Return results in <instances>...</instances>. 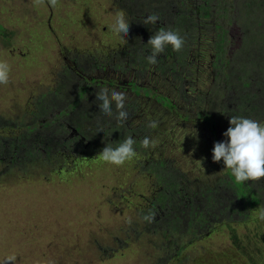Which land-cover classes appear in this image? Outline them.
<instances>
[{"label": "rangeland", "instance_id": "rangeland-1", "mask_svg": "<svg viewBox=\"0 0 264 264\" xmlns=\"http://www.w3.org/2000/svg\"><path fill=\"white\" fill-rule=\"evenodd\" d=\"M108 1L59 0L57 7L52 8L47 3L33 6L32 0H0V25L6 30V37L0 35V59H6L11 65L9 83L0 85L1 136L8 133L5 127L20 123L24 112H32L35 101L42 93H52L54 97V89L62 80L61 70L65 68L73 73L64 66L65 63L72 64L70 58L77 55L86 57L95 51L101 54L105 44H108L101 57L111 55V63L116 61L115 50L126 47L129 35L123 37L111 30L117 11L114 4H108ZM102 26L107 28L103 30ZM3 41H7V45H3ZM110 45L113 48L116 46L113 51L108 49ZM213 45L209 37L200 40L201 63L210 69ZM64 56L68 59H64ZM152 80L158 90H168L172 85L159 77ZM205 88L206 84L200 78L196 79L191 91L200 92ZM138 90L150 97L147 90ZM162 98L160 94L153 96L158 102ZM66 99H69V94ZM54 103L58 105L56 101ZM196 104L192 100L186 102L188 109H194ZM168 105L167 100L164 106ZM146 107L148 112L157 110L151 113L152 118L161 108L152 100ZM173 113L160 119L162 132L154 137L157 141L155 149L169 152L172 159L179 161L190 172L188 176L191 180H195V175L199 174V179L206 178L202 181L207 186H214L210 179L226 188L240 185L235 179L227 178L222 160L213 162V147L208 149L206 145L209 130L196 127L194 122L182 123L183 120ZM184 129L188 139H183ZM167 131L170 134L163 133ZM180 144L185 148L179 151L177 146ZM10 157L8 153L0 157V259L16 253V264H34L41 260L34 253L41 252L38 255H42V260L49 258L55 264H264V233H261L264 221L257 218L254 209H250L251 216L246 217L245 225L240 226L241 221L236 220L244 217L239 211L232 220L218 227L221 232L210 231L205 236L200 226L187 225L191 239L187 241L186 249H182V256L175 255L169 263L173 255L167 258L155 251L163 250L160 247L163 245L162 221L155 225L157 235L151 232L147 233V237L143 236L145 241H149L147 247L133 243L138 238L133 228L140 229L141 219L132 218L131 224L126 222L128 217H132L126 200L130 199L128 203L136 205L139 202L133 197L139 194L148 196L149 191L145 188V177H140L129 161L123 166L114 167L108 163H90V166L83 165L86 167L81 173L75 169L72 159L69 161L71 167L67 166L66 170L51 169L50 172H43L40 167L31 169L27 163L20 166L22 175H17L11 171L12 166L7 161ZM207 172L209 174L205 177ZM26 177L30 182L26 181ZM260 182L264 186V179ZM198 183L202 184L200 181ZM114 187L130 196L115 197L118 194H112ZM239 191L244 192L240 188ZM227 193L231 194L229 201L233 204L237 200L235 194L231 190H227ZM216 198L217 192L214 201ZM108 200L111 202L108 203ZM260 210H264V198ZM120 223L122 229L117 234ZM94 232L99 236L105 235L106 240L97 242L92 235ZM125 240L128 241L126 248ZM100 245L105 246V253L99 250ZM199 250H204V253H199V257L197 254L198 258L194 257ZM244 252H247L249 263L244 260ZM184 255L189 256L183 258Z\"/></svg>", "mask_w": 264, "mask_h": 264}, {"label": "flooded vegetation", "instance_id": "flooded-vegetation-1", "mask_svg": "<svg viewBox=\"0 0 264 264\" xmlns=\"http://www.w3.org/2000/svg\"><path fill=\"white\" fill-rule=\"evenodd\" d=\"M108 2H110L108 4H114L117 12L123 10L126 13V18L130 22L129 41L123 49L115 50L117 55L114 63H111L113 59L111 55L101 57L105 54L108 44H105V50L101 54L95 51L86 57L77 55L69 59L72 64L65 63L64 66L71 69L74 74L69 73L65 68L61 70L62 80L57 83L53 93V100L58 105L54 103L55 107L50 111L56 115L60 114L59 119L62 121L59 123L60 126L69 131L61 137L60 142L70 141L64 147L69 152L70 158L64 157L65 162L58 163L55 170H66L67 166L71 167L66 158L70 160L71 155L78 156L74 142L90 148V151L95 153L93 157L95 160H92L94 163L106 164L99 159L101 145H105L102 141L108 138L112 144L115 140H120L119 143H121L131 135L136 139L134 147L137 156L129 163L140 177H145L144 184L147 186L143 184L142 186L148 189L150 194L152 193L151 202L147 198L149 206L151 203L154 204L153 190L165 187L166 191V187L175 185L171 182L177 179L175 183L181 185L177 186L174 191L183 214L196 213V210L201 211L200 207L204 210L212 207V213L208 219V224L212 225L209 226V231H205V234L210 231H220L218 227L239 214L238 210H230L231 202L225 201L222 197L227 195V190L231 188L221 186L222 191L215 190L213 189L216 187L215 181L210 179V183L213 182L214 186H207L202 181L206 178L199 179L201 178L199 174L195 175L197 179L191 180L188 176L190 172L181 166L179 161L172 159L169 152H159L155 149L156 147L145 149L141 147L140 141L145 136L152 139L158 137L162 132L160 119L173 112L181 121L183 120L182 123L194 122L196 127L209 130L207 136L209 142L206 143L208 149L214 147L215 142L223 141L219 139L230 126L229 119L233 115H253L259 121L264 122V75L248 77L247 80L241 82L237 88V91L242 92L241 96L235 92L236 84L232 83L233 78L237 80V76H240L235 73L236 69L252 70L259 65L258 60L261 56L264 60V0H110ZM150 13H157L160 19L155 25L143 24L142 21ZM102 28L104 30L107 27L102 26ZM160 28L179 31L185 38V45L179 52L174 51L171 45L166 46L165 51L157 57L158 63L151 65L146 59L151 52V46L147 44V41ZM202 37L204 39L209 37L214 42L211 69L201 63L202 54L199 46ZM114 48L110 45L108 49L113 51ZM224 55L227 57L225 58ZM64 74L69 77L67 78ZM117 76L125 78H117ZM192 76L193 80H191ZM155 77L171 83V87L168 90H158L153 86L154 80L152 79ZM200 78L204 80L206 88L200 92H192L191 88L196 84V79ZM105 87L126 93L125 106L129 111V119L122 126L116 122L105 126L97 120V116L102 112L95 94ZM138 88L147 90L150 97L144 96ZM67 94H69V99H66ZM155 94H160L164 98L158 102L153 99ZM79 95L82 97L80 98ZM151 100L161 107L153 118L151 113L157 110L148 112L146 107ZM167 100L169 105L164 106ZM188 100L197 103L194 109L193 107L187 108ZM79 110H84V112L79 113ZM113 110L115 111L114 106ZM149 119L159 121L158 127L150 129L147 126ZM40 126L39 124L38 127ZM163 133L170 134L169 131ZM185 138L188 139L187 131L183 135V139ZM181 145L177 146L179 151L185 148ZM80 157L85 158L83 155ZM72 162L74 164L73 160ZM88 163L87 165L90 166L91 162ZM225 170L228 173L227 178H234L231 170ZM208 174L207 172L205 177ZM197 181L202 184L197 185ZM186 186L191 188L192 192L189 195L198 205L185 201ZM116 189L117 187L113 188V190ZM119 192L120 197L127 195L125 192ZM207 192H210L209 195H215L217 192V197L222 201L217 199L214 201V198L210 200ZM232 192L234 194V191ZM230 195L228 193L229 197ZM209 201L211 204L204 207L203 202ZM241 212L244 217L236 219L241 221L240 226L245 225L244 220L249 209ZM202 225L205 226V222ZM139 227L136 236L140 234L142 238L147 237V233L151 232L156 235L155 229L158 234L157 227L145 222L143 218L139 221ZM124 242L128 244L127 240Z\"/></svg>", "mask_w": 264, "mask_h": 264}, {"label": "trees", "instance_id": "trees-1", "mask_svg": "<svg viewBox=\"0 0 264 264\" xmlns=\"http://www.w3.org/2000/svg\"><path fill=\"white\" fill-rule=\"evenodd\" d=\"M0 35H2L3 37H6L5 36L6 30L3 29L2 25H0ZM3 43H4L3 45H7L8 42L3 41ZM258 62H259V65L255 69H252V70L244 69L241 71L238 69L235 70V73L240 76H237V80L233 78L232 83L236 84L235 92L239 96L242 95V92L237 91V88H239V85L241 84V82L247 80L248 77H253L259 74L264 75L263 56H261ZM79 97L81 98L82 95H79ZM53 107H54V100L51 97V95L47 93L45 94L42 93V96H40L35 101V109H38V111H34L35 109H33L32 112H29V113L24 112L23 118L19 124L16 123L14 127H11V126L5 127L4 129L8 133L3 134V136L0 135V157L3 155H6L7 153L11 156V159L7 161L10 162V165L12 166L11 171L15 172V174L22 175L21 172L23 169H21L20 166L22 164H27V163L30 164L31 169L40 167V168H43V172H50L52 170H55L56 165L58 163L65 162L64 157L70 158L69 152L64 149V147H66V145L70 141L60 142L62 140L61 137L65 135L66 133H69V131L65 130V128L60 126L59 123L62 122L59 119L60 114L56 115L50 111L51 108ZM81 112H84V110H79V113ZM240 116L258 120V118L253 115H249V116L240 115ZM108 117L109 116L105 115L104 113H101L97 116V120L98 122L103 123L105 126L113 125L115 122L117 123L114 117H111L110 119ZM41 118H44L45 120L40 121ZM39 124L41 125L40 127H38ZM11 131H13V133H10ZM221 139L226 140L227 137H225L222 134V137L219 140ZM119 141L115 140L114 144H112V141L106 138L104 139V141H102L103 143H105V145H101V149H103L106 145H111L113 147L115 145L116 147V144L119 143ZM74 145H76V148L78 150V152H76L78 156L76 157V156L71 155V158L74 161V165H75L74 167H76L75 169H78V172L81 173L83 169L86 167V166L83 167V165L89 164L88 162H91L92 164L94 163V161L92 160H95V158H93L95 153L91 152L90 148L84 147L82 144L80 145L74 142ZM81 150L86 153H83ZM81 155H83L87 160H85V158L80 157ZM66 161H70V160L66 158ZM94 164H97V162ZM79 169H82V170H79ZM234 179L235 178H233V180ZM26 181L30 182L29 179H27V177H26ZM172 183L174 182H171V184ZM174 184L175 185L167 186L166 191H165V187L163 189L153 190L154 192L153 196L155 197V199H154V204L151 203L150 206H149V201L147 199L149 198L151 202L152 193L150 194V192L148 196H145L144 194L143 195L139 194L138 196H134L133 199H136L139 202L136 205H131V203L129 204L128 202H130V199L126 200V205L129 211H131L132 213L131 218L141 219L143 218L145 214L149 212V210H152L156 213L155 219H157L156 222H154V225H157V222H161V221L163 222V224L160 226L162 227L161 238L163 239V245L160 247L163 250L155 249V251L159 253L160 255L162 254L165 257L167 256V258L170 255H173L171 258H169V263L174 259L175 255H177V257L179 255L182 256L183 254L182 249L184 248L186 249L187 244H188L187 241L191 239L190 237L191 232L190 230L187 229L186 226L187 225L190 226L191 224L201 226L202 232L204 231V236H205L206 235L205 231L210 230L209 226L211 224H208L209 223L208 219L210 218L211 213H212V207H208L206 210L200 207L201 211L196 210L197 211L196 213L190 212V214H187V215L183 214V211H181L179 202L177 200L176 193L174 191V189L181 184H178V183H174ZM216 185L217 186L215 190L222 191L221 185L217 184V181H216ZM239 188L244 192H240ZM230 190L234 191V194L237 198V200L234 201L233 204H231L232 207H230V210L243 211V210L249 209L247 216H251L250 209H254L257 212V214L259 213L262 202H263V198H264V193H263L264 186H262V182H260V180L251 181V182L247 181L244 183H240V185L238 184L234 188H231ZM185 191L187 192L186 196L184 197L185 201L191 204L198 205V203L194 200V198H191V196L189 195L190 192H192L191 188L189 186H186ZM113 194H118V196L116 195L114 196L120 197L119 196L120 192L118 189L113 190ZM125 195L128 197L130 196V194L128 193H125ZM222 197L223 199H225V201L230 199V197L228 196V193L227 195H223ZM209 198L210 200H213L214 195L213 194L209 195ZM216 199L218 201H222L219 197H217ZM108 203H110V201ZM210 204H211L210 201L203 202L204 207ZM119 220H121V218ZM203 222H205V226L202 225ZM119 229H122L121 223H120V227L118 228V230ZM138 230H139L138 228H133L134 232ZM155 232L157 235L156 229H155ZM124 233L125 235H127L125 229H124ZM261 233H264V229L262 230ZM92 235L97 240V242L106 240L105 235L99 236L97 232H94ZM141 237L142 236H140L139 234L137 240L133 243L143 244L147 247V242L149 243V241L140 239ZM30 238L33 240H36L33 237H30ZM127 246L128 244L124 246V248H126ZM105 249H106L105 246L103 245L99 246V250L104 251V253H105ZM38 253H41V252H35L34 254L35 256H38V258L42 260L43 257H40L42 255H38ZM199 253H204V250L197 251L194 257L198 258L200 256ZM197 254H198V257H197ZM188 256L189 255H184L183 258L184 257L186 258ZM243 256H244V260L249 263V260L247 258V252H244ZM47 260H49V258H47ZM179 261H181V258L179 259Z\"/></svg>", "mask_w": 264, "mask_h": 264}, {"label": "clouds", "instance_id": "clouds-1", "mask_svg": "<svg viewBox=\"0 0 264 264\" xmlns=\"http://www.w3.org/2000/svg\"><path fill=\"white\" fill-rule=\"evenodd\" d=\"M33 6H41L47 3L50 7L56 8L59 0H32ZM160 19L157 13H150L142 21L145 25H155ZM111 30L117 35L126 37L130 30V22L126 18V13L121 10L116 13ZM151 46V52L146 57L147 62L151 65L158 63L157 57L165 51L166 46L171 45L176 52L182 50L185 45V38L179 31L172 29L160 28L147 41ZM11 65L6 59H0V85H6L10 81ZM96 101H99V109L109 117H114L119 125H123L129 119V111L126 108V93L110 90L107 87L101 88L96 92ZM113 106L115 111L113 110ZM159 121L149 119L148 127L155 129ZM229 127L223 133L226 140L217 141L212 149L213 162L223 161L224 168L231 170L235 182L244 183L247 181H259L264 179V122H260L243 116H231ZM103 131V129H100ZM136 140L127 136L118 146L113 147L106 145L99 152V159L105 163L123 166L126 162L131 161L137 156L134 147ZM141 147L155 148L157 141L145 136L140 141ZM156 213L149 210L143 216V220L152 223L155 220ZM264 221V210H260L257 217ZM128 224L132 223V218L128 217ZM17 254L11 253L0 259V264H16ZM34 264H55V261L37 260Z\"/></svg>", "mask_w": 264, "mask_h": 264}]
</instances>
